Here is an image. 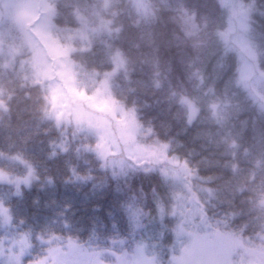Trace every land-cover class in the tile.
I'll return each instance as SVG.
<instances>
[{
  "label": "trees",
  "instance_id": "1",
  "mask_svg": "<svg viewBox=\"0 0 264 264\" xmlns=\"http://www.w3.org/2000/svg\"><path fill=\"white\" fill-rule=\"evenodd\" d=\"M48 1L54 38L86 73L80 81L98 73L100 82L121 51L113 102L133 114L143 146L163 147L167 165L135 162L127 152L104 155L95 134L64 121L48 78L38 79L29 44L0 6V171L24 177L28 163L35 174L21 194L0 183L12 216L6 226L0 215V242L28 234L26 260L47 253L41 238L116 250L145 243L158 264H171L180 249V206L190 197L187 212L197 198L200 213L192 227L264 248V0H241L252 9L249 79L241 69L250 53L227 35L222 0ZM183 96L198 108L193 122ZM70 103L80 106L76 98Z\"/></svg>",
  "mask_w": 264,
  "mask_h": 264
},
{
  "label": "rangeland",
  "instance_id": "2",
  "mask_svg": "<svg viewBox=\"0 0 264 264\" xmlns=\"http://www.w3.org/2000/svg\"><path fill=\"white\" fill-rule=\"evenodd\" d=\"M137 1L144 2V0ZM222 2L227 6L230 14L227 35L250 53L246 55L247 60L245 59L241 69L242 78L249 79L252 77L249 60L253 58L254 53L251 43L245 38V32L248 29L252 9L241 0H222ZM0 4L10 12L9 18L15 20L12 24L20 30L22 38L29 44L33 53V64L40 73L38 79L48 78L50 99L57 103L59 115H62L64 121H75L80 130L95 134L104 155L127 152L135 162L149 160L167 165L163 147L148 143L143 146L139 137L145 134L135 126V120L130 121V118L134 117L133 114L125 112L113 102L111 80L125 66V58L120 50H117L113 56L114 66L102 74L100 82H97L98 73H95L92 75L93 78L89 77L84 83L80 81V77L86 73L74 66L69 59V48L53 36L49 14L51 5L48 0H1ZM39 41L45 48H42ZM47 53L50 54L51 59L47 57ZM257 81H260V78H257ZM63 82L67 89L64 88ZM68 96L70 99L66 98ZM72 98H76L80 105L76 109H71ZM181 102L188 109V121L193 122L198 113L196 104L188 96L181 97ZM114 159L122 160L119 155H115ZM172 163L175 161L173 160ZM26 164L29 168L26 176L0 171V183L12 185L15 194H21L22 189L30 187L35 179L33 166ZM185 173L179 177L186 183L188 178ZM191 201L192 199L188 197L185 206ZM192 204L194 205V202ZM185 206H180V220L175 229L180 249L171 257V264H264V248L247 247L230 236L206 230L200 223L196 228H191L189 220L193 217L189 215ZM0 215L4 225L12 224L10 208L2 200H0ZM200 227L205 230H199ZM40 240L48 245L47 253L37 260H26L32 248L28 234L22 233L14 238H4L0 242V264H158L156 255L147 251L145 243H136L131 248L116 250L92 248L70 239L41 238Z\"/></svg>",
  "mask_w": 264,
  "mask_h": 264
},
{
  "label": "bare ground",
  "instance_id": "3",
  "mask_svg": "<svg viewBox=\"0 0 264 264\" xmlns=\"http://www.w3.org/2000/svg\"><path fill=\"white\" fill-rule=\"evenodd\" d=\"M197 198H193V200L195 201V204H196V206H195V208L192 210V213H190V215L194 218V216H199L200 215V213H199V209H198V201L196 200ZM184 205H186V204H184ZM182 207V206H181ZM184 207V206H183ZM187 207V206H186ZM192 218V219H193ZM190 220V221H193V220ZM191 225V224H190ZM191 228H192V225H191ZM206 228V230H209V231H211V232H219V231H217V230H215L214 228H212V227H205ZM175 233V235H176V237H178V235H177V233H176V231L174 232ZM71 240V239H70ZM74 241V240H73ZM82 244V243H81Z\"/></svg>",
  "mask_w": 264,
  "mask_h": 264
}]
</instances>
